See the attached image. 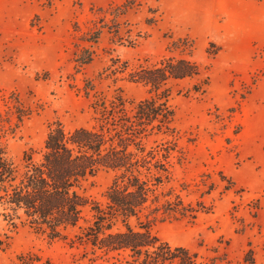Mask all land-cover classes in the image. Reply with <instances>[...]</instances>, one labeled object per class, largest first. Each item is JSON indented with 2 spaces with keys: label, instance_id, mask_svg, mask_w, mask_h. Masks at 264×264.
<instances>
[{
  "label": "rangeland",
  "instance_id": "374dc122",
  "mask_svg": "<svg viewBox=\"0 0 264 264\" xmlns=\"http://www.w3.org/2000/svg\"><path fill=\"white\" fill-rule=\"evenodd\" d=\"M169 59L194 62L199 75L162 85L156 101L174 117L144 143L173 149L158 191L192 217L139 222L200 264H264V0H0V115L13 133L0 142L20 174L51 124L96 129V101L121 99L130 112L156 98L132 75ZM112 178L88 180L79 225L60 239L0 216V264L116 263L84 236Z\"/></svg>",
  "mask_w": 264,
  "mask_h": 264
},
{
  "label": "trees",
  "instance_id": "16d2710c",
  "mask_svg": "<svg viewBox=\"0 0 264 264\" xmlns=\"http://www.w3.org/2000/svg\"><path fill=\"white\" fill-rule=\"evenodd\" d=\"M198 75L197 65L186 59L138 70L132 78L148 86L156 98L132 103L130 112L123 109L121 99L110 103L109 109L104 101H96V129L65 131L61 124H51L38 161L26 155L20 174L0 142L2 221L11 228L27 226L50 240L60 239L79 225L88 205V180L99 171H109L113 178L104 193L105 208L96 205V221L84 235L96 252L115 259L113 264H200L195 253L171 246L146 227L155 220L192 217V211L177 196L165 197L158 191L173 149L160 153L157 146L147 149L144 143L150 132L168 131L174 117L166 101H156L162 85ZM26 116L19 113L17 121ZM12 135L11 125L5 127L0 115V139ZM142 216L148 219L146 225L139 222ZM132 219L138 230L130 226ZM118 220L123 231L113 230Z\"/></svg>",
  "mask_w": 264,
  "mask_h": 264
}]
</instances>
